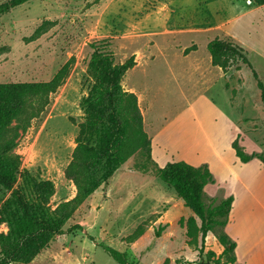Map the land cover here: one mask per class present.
Instances as JSON below:
<instances>
[{
  "label": "rangeland",
  "instance_id": "obj_1",
  "mask_svg": "<svg viewBox=\"0 0 264 264\" xmlns=\"http://www.w3.org/2000/svg\"><path fill=\"white\" fill-rule=\"evenodd\" d=\"M7 1L0 0V6ZM206 27L216 28L203 32ZM236 29L242 45L231 37ZM216 38L242 46L264 81V7L247 0H32L0 14V83L46 82L69 64L62 86L21 135L15 150L21 159L17 186L33 202L35 184L53 182L51 211L75 197L76 187L65 172L84 121L81 102L93 85L88 67L98 49L116 63H124L133 51L145 53L125 82L144 96L142 107L153 137L169 125L158 140L170 152L194 146L201 128L188 108L206 96L237 124L234 140L243 151L264 156V103L250 69L240 60L232 61L222 85L214 88L196 70L198 59L209 56L208 43ZM184 48L186 55L198 52L184 56ZM218 115L202 114L206 130L211 131ZM225 127L221 123L219 130L227 138ZM212 163L220 175V165ZM213 188L210 184L205 189L209 207L225 197ZM10 200L11 192L0 186V211ZM192 216L158 178L156 165L138 152L66 225L80 224L87 234L53 239L31 264H118L101 245L127 253L136 264H215L224 250L218 239L224 228L216 226L208 233L201 254V238L189 245L180 225L181 219L186 223ZM139 227L144 234L128 244L126 238ZM4 230L0 226V233Z\"/></svg>",
  "mask_w": 264,
  "mask_h": 264
},
{
  "label": "trees",
  "instance_id": "obj_2",
  "mask_svg": "<svg viewBox=\"0 0 264 264\" xmlns=\"http://www.w3.org/2000/svg\"><path fill=\"white\" fill-rule=\"evenodd\" d=\"M32 0H9L0 6V14L24 5ZM255 7H264V0H247ZM208 51L212 64L227 72L234 60H240L250 71L264 103V81L239 44L216 38L209 42ZM136 66L135 56L124 63H116L105 50H96L88 67L93 85L82 100L84 121L79 125L72 161L65 176L76 187L73 199L63 202L51 211L48 207L55 194L51 181H42L33 188L31 202L24 190L17 186L20 156L15 150L21 135L31 122L49 105L50 97L64 83L69 64H65L51 80L46 82L0 83V186L11 192V200L0 211V264H31V262L57 238L75 232L87 234L76 224L66 229L76 211L103 186L107 185L121 167L136 153H143L154 165L151 157V140L144 130L143 116L135 94L123 87L127 72ZM237 157L244 163L254 158L264 162V156L248 155L233 143ZM158 178L170 187L193 215L181 227L186 229L188 244L194 245L201 238V250L206 237L216 226L225 229L233 198L228 197L219 205L209 207L205 202V189L215 179L208 165L194 167L186 162L168 163L163 168L156 165ZM144 234L139 227L126 238L128 244L136 242ZM223 252L215 264H235L236 243L225 233L218 236ZM118 264H136L128 254L110 246L101 245Z\"/></svg>",
  "mask_w": 264,
  "mask_h": 264
},
{
  "label": "crops",
  "instance_id": "obj_3",
  "mask_svg": "<svg viewBox=\"0 0 264 264\" xmlns=\"http://www.w3.org/2000/svg\"><path fill=\"white\" fill-rule=\"evenodd\" d=\"M156 28H159V26H156ZM214 28L216 27H206L202 31L209 32ZM235 32L232 33L231 37L242 45L239 41L237 29ZM155 33L161 34L162 31H156ZM185 49L182 51L183 53L186 51ZM197 52L194 51L189 55L184 53V56H192ZM132 56H135L136 66L128 72L134 71L140 62L146 58L143 51H133L130 57ZM196 70L200 73L202 80L209 78L212 88L215 87V84L222 85V80L227 74L221 68L213 66L210 53L209 56H201L198 59ZM125 77L123 80L125 91L135 94L138 98L144 121V130L151 140V157L154 163L160 168H163L168 163L180 161L194 167L207 164L215 179L212 191H222L223 196H225L223 200L228 197L233 198L228 223L224 231L236 243L234 251L236 256L235 264H264V162L258 158H254L247 163L240 162L233 148L234 138L239 134L237 124L235 122L232 123L226 115L220 114L214 101L208 97L206 98V96H200L198 101H203L199 104L190 105L188 108V112L193 114L201 128L200 135L197 132L198 134L194 136V146L187 147L184 151L180 149L170 152L158 140L160 135L168 130L167 127L169 125L163 128V132L160 131L154 137L152 136V125L146 121L142 107L143 102H145L144 96L138 93L134 85H127ZM210 90L208 87L205 90L206 94ZM207 113L219 114L217 119L213 118L214 126L210 129L211 131L206 130L205 126L202 125V122L206 120L202 114ZM221 123L226 126L225 132L229 136L227 138H225L223 133H220L221 129L219 130V126ZM225 141H227L226 147ZM214 161L220 165V175L214 169V163H212Z\"/></svg>",
  "mask_w": 264,
  "mask_h": 264
},
{
  "label": "built area",
  "instance_id": "obj_4",
  "mask_svg": "<svg viewBox=\"0 0 264 264\" xmlns=\"http://www.w3.org/2000/svg\"><path fill=\"white\" fill-rule=\"evenodd\" d=\"M250 3V2H249Z\"/></svg>",
  "mask_w": 264,
  "mask_h": 264
},
{
  "label": "water",
  "instance_id": "obj_5",
  "mask_svg": "<svg viewBox=\"0 0 264 264\" xmlns=\"http://www.w3.org/2000/svg\"><path fill=\"white\" fill-rule=\"evenodd\" d=\"M250 2V1H249Z\"/></svg>",
  "mask_w": 264,
  "mask_h": 264
}]
</instances>
